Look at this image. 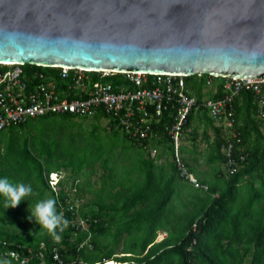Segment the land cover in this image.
Returning a JSON list of instances; mask_svg holds the SVG:
<instances>
[{"label": "trees", "instance_id": "trees-1", "mask_svg": "<svg viewBox=\"0 0 264 264\" xmlns=\"http://www.w3.org/2000/svg\"><path fill=\"white\" fill-rule=\"evenodd\" d=\"M93 76L97 78L96 74ZM210 78L215 81V90L209 97L220 98L225 77L208 74L184 77L185 92L195 95L198 100L189 114L185 131L190 129L189 139L195 149L198 148V139L209 145V160L217 164V175L211 182L200 180L209 184L207 191L179 176L173 161L169 168L171 174H155V168L166 169L162 163L158 166L157 161L173 153L167 131V125L175 122L176 113L172 106L152 120V132L146 139L134 137L124 127L116 129L113 118L107 123L108 129L102 131L99 120L110 117L104 110L93 117L97 122L88 126H85L88 117L71 112L38 117L50 127L61 125L54 138H50L49 130L40 134L32 128L37 118L0 131L1 134L7 129L15 132L25 128L29 132L27 136L13 137L8 143L0 140V178L30 184L33 189L32 194L16 208L6 209L5 200L0 196V260L15 264L6 257L7 250L17 248L28 252L31 249L34 258L29 264H40L41 251L45 252L47 264H53L54 247L57 246L64 264H104L114 257L116 264H264L262 121L254 108V94L244 90L233 103V128L237 137L215 125L208 110L200 104L211 86L208 84ZM104 132L106 136L100 137ZM19 134L23 135L22 132ZM229 139L235 143L233 157L238 166L230 174L226 170L230 166L229 157L224 152ZM148 145L159 149L156 157H151ZM147 149H150V156L143 152ZM130 151L135 152H131V156L140 155L141 160L131 161L129 158L131 162L127 161L125 156ZM138 160L144 161L143 164L140 165ZM194 161L198 162L197 159ZM186 163L196 171L187 159ZM98 171L101 175L97 176ZM137 171L142 176H136ZM55 172L61 175L59 190L49 184L51 173ZM177 175L186 184L190 183L196 192L184 183L178 188ZM100 182L102 187H98ZM199 190L203 191L202 197ZM87 194L91 196L86 197ZM177 195L181 196L180 212ZM193 195L200 198H191ZM48 198L56 201L58 213H62V207L68 209L71 203L81 202L79 211H66L64 219L71 222L84 217L89 221L87 230L81 231L75 224L64 225L63 231L57 230L56 233H62L60 244L55 242L56 235L40 231L35 219H28V207L29 203ZM119 203L124 205L118 206ZM190 205L192 209L184 208ZM160 229L167 231V237L157 241ZM86 238L92 247L81 246ZM123 241V255L119 256L120 253L115 251ZM42 242L44 248H40Z\"/></svg>", "mask_w": 264, "mask_h": 264}, {"label": "water", "instance_id": "water-1", "mask_svg": "<svg viewBox=\"0 0 264 264\" xmlns=\"http://www.w3.org/2000/svg\"><path fill=\"white\" fill-rule=\"evenodd\" d=\"M0 62L264 77V0H0Z\"/></svg>", "mask_w": 264, "mask_h": 264}, {"label": "built area", "instance_id": "built-area-1", "mask_svg": "<svg viewBox=\"0 0 264 264\" xmlns=\"http://www.w3.org/2000/svg\"><path fill=\"white\" fill-rule=\"evenodd\" d=\"M28 65L33 64L0 62V131L48 114L71 112L81 117H94L104 110L110 116L106 117L108 122L111 118L116 120V129L124 127L134 137L146 139L152 132V120L162 115L167 107L172 106L176 113L175 122L167 125V131L173 146V160L177 170L182 178L189 180L195 187L208 189V185H203L189 171L183 158L185 125L198 101L195 95L185 92V75L119 73L67 66H41L49 69L46 71L33 69V66L38 65L30 68ZM94 74L97 78H94ZM109 77L112 79L109 80ZM213 83V79L210 78L208 84ZM244 90L254 94V107L264 129V77L243 80L227 76L223 84V95L217 99L205 98L200 103L208 110L209 116L217 126L231 131L235 137L237 133L233 128L235 123L233 103ZM234 144V141L229 139L228 145L224 147L232 173L236 170L237 164L233 157ZM149 147L152 155L156 157L159 149L155 146ZM60 177L59 173H51L49 181L52 185H57ZM79 204L80 202L71 203L68 209L62 207L63 216L66 211L78 212ZM69 224H75L80 230H86L88 227L87 221L80 217L71 222L67 221V225ZM61 234L56 235V243H62ZM44 247L45 244L42 242L40 248ZM5 254L17 264H29L34 258L31 249L22 252L15 248L7 250ZM39 259L40 264H47L44 251L39 253ZM52 259L53 264H64L57 246L54 247Z\"/></svg>", "mask_w": 264, "mask_h": 264}, {"label": "clouds", "instance_id": "clouds-1", "mask_svg": "<svg viewBox=\"0 0 264 264\" xmlns=\"http://www.w3.org/2000/svg\"><path fill=\"white\" fill-rule=\"evenodd\" d=\"M209 98H211V97H209ZM234 130L236 131L235 128H234ZM236 133H237V131H236ZM233 137L235 138L234 135H233ZM224 151H225V149H224ZM182 153H183V158L185 160V153L183 151V146H182ZM164 157L165 158L167 157L168 159H170L171 161L174 162L173 153L170 157L169 156H164ZM174 164H175V162H174ZM237 167L238 166H236V170H237ZM176 169H177V167H176ZM226 170H227L228 174L232 173L230 166H229V168L226 167ZM177 172H178V170H177ZM178 174H179V172H178ZM202 184L207 185L205 183H202ZM201 189L207 191V190H209V185H208L207 190L204 188H201ZM32 192H33V189H32V186L30 184L26 185L22 182L12 183L8 180L7 177L0 178V196H3V198L5 200V208L6 209L16 208L22 201L26 200L25 197L31 195ZM80 206H81V202L79 204L78 211L80 209ZM28 212L30 213V215L28 216V219L31 221L34 218L36 223L40 225V231H42V232L46 231L50 235L55 236L57 233V230L63 231L64 225L67 226V221L64 219V216L62 213L57 212L56 201L52 198H48L46 200H40V201L36 202L35 204L29 203ZM80 218L85 219L84 217H80ZM87 223L89 225V221H87ZM81 231H85V230H81ZM160 231H162V232H160ZM163 233H165V234L163 235ZM157 235H158V237L156 240L159 241V240L167 237V231H165L164 229H160L157 231ZM61 237H62V234H61ZM62 239H63V237H62ZM81 245L93 246L92 243L89 241V238H86L81 243ZM120 249H121V251H119V250L115 251L117 253H120V254H117L119 256L123 255V248L121 247ZM116 261L117 260L114 257L112 259L106 260L104 262V264H116L117 263ZM13 262L15 264H17L15 261H13ZM0 264H9V261H7L6 259L0 260ZM95 264H100V263H95Z\"/></svg>", "mask_w": 264, "mask_h": 264}, {"label": "crops", "instance_id": "crops-1", "mask_svg": "<svg viewBox=\"0 0 264 264\" xmlns=\"http://www.w3.org/2000/svg\"><path fill=\"white\" fill-rule=\"evenodd\" d=\"M253 97V96H252ZM255 108V107H254ZM256 109V108H255ZM35 118H38V117H35ZM89 118V117H88ZM91 118H93V117H91ZM103 118H105V119H107L106 117H103ZM33 119V118H32ZM94 119V118H93ZM108 120V119H107ZM216 125V124H215ZM188 131H190V129H188ZM186 132V137H185V140L186 141H188V142H186L185 140V142H184V145H183V148H186V150H183L184 151V153H185V162H186V159H187V161H190L194 166H195V172L193 171V170H191V168L187 165V167H188V169H189V171H191V173H193V175L195 176V177H197L199 180H205V181H207V180H209L210 182L213 180V178L217 175V169H216V166H217V164L216 163H214V162H212L211 160H209V152H210V148H209V145L206 143V142H203L202 141V139H198V148L197 149H195V147H194V143L192 144V141L189 139V132ZM210 134H211V136H212V138L214 137V135H213V133H212V131H210ZM204 145V147L206 148V151H202V149L200 148V146L201 145ZM190 152V153H189ZM225 152V151H224ZM191 153H192V155H191ZM147 156H150V155H147ZM201 158V159H200ZM139 159V158H138ZM194 159H197L198 160V162H195L194 161ZM140 160H141V158H140ZM140 160H138V161H140ZM131 161H135V159L134 158H132L131 159ZM130 160H129V162H131ZM143 162L144 161H140L139 163H140V165H142L143 164ZM171 160L170 159H168V158H166V159H164V157L161 159V160H158L157 161V164H158V166H161V163L163 164V166H165L166 167V169L165 170H163V171H161V170H157L156 168L154 169V171H155V174H157V175H165V176H167L166 174H171V170L169 169V168H171ZM165 163V164H164ZM131 164V163H130ZM187 164V163H186ZM202 164H204V166H205V169H203V170H200V169H197L196 167L198 166V165H202ZM134 169H135V167L133 166V165H131ZM156 167V166H155ZM100 173H101V171H99ZM137 173V175L136 176H142V173L141 172H139V171H137L136 172ZM101 175V174H100ZM98 176V175H97ZM180 176V175H179ZM179 176L177 175V186H178V188H180V186H181V184H185L186 186H190L191 187V191H193V189H192V185H190V183L188 182V181H186V182H188L189 183V185L188 184H186L185 182H183V180L182 179H180L179 178ZM99 179V178H98ZM100 181V180H99ZM108 183H110V182H108ZM181 183V184H180ZM205 184H206V182H205ZM112 185V183L110 184V186ZM207 185H209L208 183H207ZM98 187H102V185H101V182L99 183V186ZM119 188H117V189H114L113 191H117ZM194 193L196 192V191H193ZM199 192L201 193L200 194V197H202L203 196V191H200L199 190ZM111 193V192H110ZM86 197H88V196H86ZM177 197H178V199L180 200L181 199V196H179V195H177ZM194 197H196L195 195H193V196H191V198H194ZM200 197H196V198H200ZM109 202L111 203L112 202V198H110V196H109ZM181 200L178 202V211L180 212L181 211ZM121 205H124L123 203H119V205L118 206H121ZM194 205H196V200H195V203H194ZM183 207V206H182ZM187 207H189V208H187ZM184 208H186V209H192L193 207H192V205H190V206H184ZM87 209V208H86Z\"/></svg>", "mask_w": 264, "mask_h": 264}, {"label": "rangeland", "instance_id": "rangeland-1", "mask_svg": "<svg viewBox=\"0 0 264 264\" xmlns=\"http://www.w3.org/2000/svg\"><path fill=\"white\" fill-rule=\"evenodd\" d=\"M215 82V81H214ZM214 90H215V84H213V85H211V86H208V88H207V91H206V97L207 98H209V96H212V94L214 93ZM95 122H97L95 119H93V118H91V117H89L88 118V120H87V123H86V125L85 126H88V125H90V124H92V123H95ZM108 120L107 119H105V118H102L101 120H99V127L102 129V131H104L103 130V128H105V129H108ZM60 127H61V125H52L51 127L44 121V120H42V119H40V118H37L35 121H34V123H33V126H32V128H34L37 132H40V134H44V133H46L47 132V130H49V136H50V138H54L57 134H58V132H59V129H60ZM202 129V124L200 125V130ZM19 132H22L23 133V135H21V134H19ZM18 135H20V136H27V135H29V132L27 131V129H25V128H23V129H19V130H15V132H14V130H11V129H7V130H5V131H3L1 134H0V140H3V142H10L11 141V139L13 138V137H17ZM103 136H106V133L104 132L103 134H100V137H103ZM186 141V140H185ZM186 142H188V141H186ZM200 148L202 149V151L204 152V151H206V148L204 147V145L202 144L201 146H200ZM131 152H133V153H135L134 151H130L129 152V155H127V156H125V158H126V160L127 161H129V158H130V160L132 159V158H134V159H137V158H141V156L140 155H132L131 156ZM143 152H145V153H147V155H148V153L150 152V149H147L146 151H143ZM159 152V151H158ZM151 157H154L153 155H152V152H151ZM167 158V157H166ZM165 157H164V159H166ZM201 159V158H200ZM120 163H123V161L122 160H118ZM137 162V161H136ZM197 169H200V170H203V169H205V166H204V164H202V165H198L197 167H196ZM65 173H63V175H64ZM101 173L98 171V173L96 174V175H100ZM93 180H94V178L92 179V180H90L92 183H93ZM49 184H50V181H49ZM50 186L54 189V190H59L60 189V186L57 184V185H55V184H50ZM86 196H88V197H90L91 195L90 194H87ZM181 200V199H180ZM179 200V201H180ZM160 232H162V231H160ZM165 233H163V235H164ZM124 248L125 246H124V241L122 242V245L121 246H119V248L118 249H116V250H119V251H121V249L120 248Z\"/></svg>", "mask_w": 264, "mask_h": 264}]
</instances>
